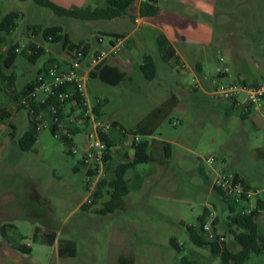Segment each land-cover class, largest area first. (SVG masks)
Instances as JSON below:
<instances>
[{
    "label": "rangeland",
    "instance_id": "rangeland-1",
    "mask_svg": "<svg viewBox=\"0 0 264 264\" xmlns=\"http://www.w3.org/2000/svg\"><path fill=\"white\" fill-rule=\"evenodd\" d=\"M214 7L216 15L198 13L197 31L186 33L188 42L202 43H178L182 52L193 53L191 58L203 63L201 88L193 95L185 89L191 90L197 83L181 70L174 77L162 73L153 80L144 77V56L155 55L156 46L153 41L145 46L136 35L120 53L135 57L130 68H119L126 73L123 82L112 86L91 78L87 83L91 106L104 102L100 107L103 120L99 119L105 123L117 119L126 129L135 130L156 113L160 118L152 133L137 136L139 142L152 138L165 141L168 156L162 162L131 169L127 173L128 210L104 215L98 211L101 204L88 212L81 208L88 195L82 163L88 127H82L74 137L77 154L68 152L61 133L55 136L49 128L39 131L32 150L22 151L18 139L27 130L28 116L7 92L10 81L4 76H13L15 87L22 90L50 57L63 62L67 56L61 45L44 42L41 34L33 37L28 26L58 25L71 35L81 31L86 42H93V34L103 29L130 30L115 25L120 18L115 23L82 21L59 16L33 0H0V20L10 12L20 13L11 33L0 32V110L11 116L0 120V264H117L118 256L128 252L134 253L135 264H180L183 256L193 264H223L209 247L195 245L186 227L199 228L198 217L208 209L219 218L217 232L226 231L230 213L222 211L221 199L213 189L217 174L238 173L251 186L264 188V159H256L255 154L256 148L264 149V112L253 108L244 120L240 116L242 106L231 110L229 101L211 94L213 88L230 79L264 78V0H215ZM104 38L106 46L112 37ZM29 43L43 46L47 53L35 64L18 56L12 68L6 67L10 47ZM226 67L229 73L223 76ZM170 93L174 94V108L165 103ZM38 97L42 98V92ZM111 131L109 136L120 132ZM124 134L133 156L132 135ZM211 158L212 163H208ZM119 160L113 155L115 164ZM109 167L112 178L116 166ZM254 205L255 201L241 202L237 210ZM206 220L211 219L207 216ZM257 220L258 230L264 232V212ZM4 225L6 237L1 236ZM53 231L58 234L57 242L50 246L43 242L42 233ZM227 236L228 244H232V236ZM172 238L182 247L181 252L170 245ZM64 240L76 244L75 257L58 256V246ZM18 245H28L32 252L23 254ZM244 264H264V252L252 254Z\"/></svg>",
    "mask_w": 264,
    "mask_h": 264
},
{
    "label": "trees",
    "instance_id": "trees-1",
    "mask_svg": "<svg viewBox=\"0 0 264 264\" xmlns=\"http://www.w3.org/2000/svg\"><path fill=\"white\" fill-rule=\"evenodd\" d=\"M26 1V0H21ZM35 4L41 7H47L54 11L55 14L63 17L74 18L82 21H98V20H113L122 18L124 16H130V10L133 7L136 0H105L104 5L97 7H85V8H65L57 5L51 0H33ZM160 0H146L141 5L140 8V16L141 17H150L156 16L160 13V8L154 6V3H158ZM20 18V13L18 12H10L5 15L0 20V32L3 33H11L16 25L17 20ZM28 29H31L35 36L41 34V39L46 43H53L56 45H61L63 49L67 47L75 46L68 36L64 32V28L58 25L49 26L46 28H42L40 26H28ZM109 37H122V35L117 34H101ZM49 37H52L49 40ZM157 47L158 52L160 54L163 62L169 63L171 60H176L175 51L171 46L170 42L167 38L160 34L157 39ZM20 48V51L17 52V49ZM47 53V50L41 46L33 43H29L27 46L20 47L19 44H14L9 49V56L5 61V66L8 68H12L15 64L18 56L26 57L31 63L35 64L39 59L44 57ZM46 64L42 68L37 71V75L43 71L47 70V65L49 63H57L61 66V62L50 57ZM142 73L147 80H153L157 74V67L155 60L151 56H146L144 58V63L141 66ZM200 72V70H199ZM36 77L26 84V86L22 90H17L15 87L14 77L4 76L6 80H9V84L7 86V92L12 95L14 101L18 104L19 110H24V107L19 104L21 99L33 89L34 85L37 81ZM99 78L102 82L116 86L123 82L126 78V73L121 71L117 67L111 66L108 61L98 66L95 70H93L90 74V78ZM239 81L244 82H254L258 83L264 81L262 80H253L247 81L246 79L236 78ZM229 101L232 105L231 110H233L237 104L235 100H226ZM104 104V102H99L97 105L93 107V110L98 118H100V107ZM253 108L248 106L246 109L240 113L242 119H247L251 113ZM156 112V111H155ZM154 115H157L156 113ZM152 115V116H154ZM28 116V127L25 133L18 139L19 148L22 151H30L33 149L39 131L37 130V122L34 121L30 114ZM10 115L7 114L4 110H0V120L5 121L9 118ZM160 118V117H159ZM159 120V119H157ZM12 128L15 126L12 125ZM113 128L117 126L120 129L132 136L141 134L139 132V126L135 130H128L124 126L119 123H112ZM81 130L76 129L73 130V134L76 135ZM55 133V130H52ZM14 133L11 136L14 137ZM66 139V142L72 143V139ZM65 143V142H64ZM109 147L113 148L115 144L112 142L111 138L108 141ZM166 142L158 139H151L150 141H140V142H132V149L134 151V155L131 161L126 163L118 164L113 170V177L108 178L107 180H102L98 185L97 192L94 195V199L91 204L85 203L81 206L83 211H89L93 206L101 204L100 209L98 210L100 213L107 215L111 214L121 207L124 197L127 196L130 192L128 186L127 173L133 169L136 165L146 164V163H154V162H162L165 159H168L166 154ZM256 159H264V149L256 148ZM110 156V151H109ZM110 167H108L109 171ZM79 168L75 167V171H78ZM237 176H240L238 173H235ZM245 179V178H244ZM245 183L247 186H251L250 182L245 179ZM217 195L221 199V207L222 211H228L230 213L227 229L221 235H224L228 238L227 234L232 236V244H228L227 240L220 246L217 242L209 241L206 235L203 232L202 225L205 222L208 213L210 212L208 209H205L204 213L198 217V222L200 223V227L197 228L193 225H187L186 230L188 235L190 236L191 241L197 246H207L211 250L212 254L220 257L221 262L223 264H244L252 254H261L264 252V232H260L258 230V217L264 212V199H258L255 202L254 211L250 214L245 212V208L241 211L237 210V203L234 200L226 199L224 193L220 188H213ZM113 209V210H112ZM218 217L215 218L213 222L214 232H217V224ZM6 225L1 228V236L6 237L5 232ZM57 238L56 232H43L42 240L45 244L53 246ZM170 245L174 247L177 251L181 252L182 247L177 242L175 238L170 240ZM233 246H236L234 249ZM3 246V241L0 239V250ZM17 250L23 254H30L32 249L27 245H18ZM77 255L76 244L71 240H64L58 246V256L60 258L65 257H75ZM117 264H135V260L130 256H122L118 259ZM180 264H193L187 257L183 256L180 259Z\"/></svg>",
    "mask_w": 264,
    "mask_h": 264
},
{
    "label": "built area",
    "instance_id": "built-area-1",
    "mask_svg": "<svg viewBox=\"0 0 264 264\" xmlns=\"http://www.w3.org/2000/svg\"><path fill=\"white\" fill-rule=\"evenodd\" d=\"M51 39L52 37H49V40ZM104 41V36L96 37L97 44L103 45ZM110 42V47H101L94 51L82 44L65 48L67 56L61 62L62 65L49 63L47 70L37 75L33 89L19 102L26 113L37 122L38 131L49 128L51 132L55 130V133L52 132L55 136L61 133L60 138L68 147V152L73 155L77 154L73 130L88 127L82 158V163L86 167L88 192L84 204L92 203L100 182L109 178L108 167L112 148L109 147L108 141L113 126L96 116L88 100L87 83L93 70L120 55L124 38L112 37ZM19 51L20 48L17 49V52ZM228 73L229 68L226 67L223 75L226 76ZM39 92H42V98L38 97ZM211 94L218 99L235 100L236 104L244 109L251 106L257 111L264 112V81L254 83L230 79L227 84L213 88ZM242 96H245V99L241 100ZM65 138L72 139V143L66 142ZM132 138L133 142H139L137 135ZM212 161V158L207 160L208 163ZM217 176L212 183L213 188H220L226 199L237 203L264 199V188L247 186L242 176L232 172L219 173ZM254 208L255 205L245 212L250 214ZM208 216L211 220H205L202 225L203 232L209 241L217 242L222 246L227 238L214 232L213 222L216 214L209 212Z\"/></svg>",
    "mask_w": 264,
    "mask_h": 264
},
{
    "label": "crops",
    "instance_id": "crops-1",
    "mask_svg": "<svg viewBox=\"0 0 264 264\" xmlns=\"http://www.w3.org/2000/svg\"><path fill=\"white\" fill-rule=\"evenodd\" d=\"M51 1L65 8H85L92 6L94 8L97 6H102L105 3V0H51ZM144 2H146V0H136L129 12L130 16H124L120 18V21L116 22L115 25H117L118 27L120 26L129 29L130 31L128 32H116L109 29H103L102 31H100L98 35L93 34V42H86L84 39H82L80 35L81 31H78L77 33H73V35H71L69 32H65V34L73 43L82 44L91 51L97 50L101 47L111 46V42H109L106 46H104L106 40L104 41L103 45L97 44L96 37L101 34L110 33V34L122 35L124 38V44L126 45L133 39L134 35H136L138 37V40H140V42L143 43L145 46L147 42L153 41L156 46L155 55L147 54L144 56V58L146 56H151L155 60L157 67L156 77H159L160 73L166 76L174 77L176 74L179 73V70H181V72H183L182 73L183 75H190L193 78L194 83H197L196 86L192 87L191 89L192 92L189 89H185L189 95H193L194 91H198L201 88L200 76L203 71V63L201 60L197 59V57L195 59H192L191 56L193 55V53H191L192 55H189L186 51L182 52L178 46V43L179 41H181L183 43H189V45H195V46H198L200 43H202V41L199 40L188 42L186 40V33L188 31H197V28L199 26L198 13L202 12L203 14H207V15H211V14L216 15V10L214 7L215 0H160V2L154 3V6L160 8V13L158 15L150 16V17H141L139 12L141 5ZM126 17H129V19L127 20ZM134 17H135V21H134ZM106 21L115 23L114 22L115 19L106 20ZM160 34H163L170 42L171 46L175 51V58L177 59V61L174 59L171 60L169 63H166L163 62V60L161 59L157 47V39ZM134 46L135 47L137 46L136 43L134 44ZM123 56L119 55L118 57L111 58L108 60V63L111 66L117 67L118 69L122 66L130 68V66L134 63L135 57L133 56V54H129L124 57ZM90 79L91 78L89 77L88 82ZM165 103L168 104V108L175 107V98L173 93H170V98L165 100ZM100 118L102 119V113L100 114ZM157 119H159V116L154 115L148 117L146 120L141 122L139 124V132L147 135L151 134L155 126L157 125L158 122ZM114 122L121 124L117 119H112L108 123L112 124ZM113 129H117L120 131L119 134L117 135H113V136L110 135V138L112 142L115 144V146L111 150V160L109 166L114 167L117 166L118 164L131 161L133 156H130L129 154V146L127 144L128 142L125 139L126 138V135L124 134L125 132L122 131L118 126ZM152 139H158V138H152ZM131 148H132V143H131ZM114 151L116 153L113 154ZM113 155H118L121 158V160H119L117 164H115L113 161ZM133 175H135V177L137 178L140 177L138 173L133 172ZM129 195L130 193L124 197V201L119 209L117 210L112 209L113 211H115L111 213L112 215L117 214V212L118 213L126 212L128 210V207L130 206ZM56 242H57V238L54 245L56 244ZM122 256H130L135 258L134 253L128 252L126 254L119 255L117 258V262L118 259ZM29 264H38V263L30 262Z\"/></svg>",
    "mask_w": 264,
    "mask_h": 264
}]
</instances>
